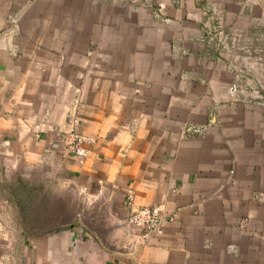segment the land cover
I'll list each match as a JSON object with an SVG mask.
<instances>
[{
    "label": "crops",
    "instance_id": "0c3cea01",
    "mask_svg": "<svg viewBox=\"0 0 264 264\" xmlns=\"http://www.w3.org/2000/svg\"><path fill=\"white\" fill-rule=\"evenodd\" d=\"M256 13L264 0H0V264H264V105L216 47ZM73 119L97 140L85 165ZM145 207L164 235L128 255ZM73 209L108 247L80 219L59 229Z\"/></svg>",
    "mask_w": 264,
    "mask_h": 264
},
{
    "label": "rangeland",
    "instance_id": "374dc122",
    "mask_svg": "<svg viewBox=\"0 0 264 264\" xmlns=\"http://www.w3.org/2000/svg\"><path fill=\"white\" fill-rule=\"evenodd\" d=\"M219 38L216 47L225 57L223 65L231 68L237 76L232 85L235 84L239 95L248 103L264 105V14L256 13L253 21L239 22L235 28L225 29Z\"/></svg>",
    "mask_w": 264,
    "mask_h": 264
},
{
    "label": "built area",
    "instance_id": "2783aa9c",
    "mask_svg": "<svg viewBox=\"0 0 264 264\" xmlns=\"http://www.w3.org/2000/svg\"><path fill=\"white\" fill-rule=\"evenodd\" d=\"M11 25L17 27L20 23L17 15H14L11 20ZM80 121L73 119L69 131L64 136V143L66 147L72 150L73 157L80 165H85L97 141L90 136L82 135L79 132ZM129 206L134 209V197H128ZM162 207L139 208L131 220L134 228L140 231L139 239L141 243H146L152 237H162L165 231L166 216Z\"/></svg>",
    "mask_w": 264,
    "mask_h": 264
},
{
    "label": "water",
    "instance_id": "95a60500",
    "mask_svg": "<svg viewBox=\"0 0 264 264\" xmlns=\"http://www.w3.org/2000/svg\"><path fill=\"white\" fill-rule=\"evenodd\" d=\"M78 219H80V222L99 237L105 243V246L108 247L109 241L106 239L107 232L102 231L101 228L98 227L99 223H96L92 217H85V215H82L80 209H73V211L70 212V217L64 216V219L59 225V229L71 227ZM138 245H141V240L139 238L132 240L128 244V255H132L134 253V247Z\"/></svg>",
    "mask_w": 264,
    "mask_h": 264
}]
</instances>
